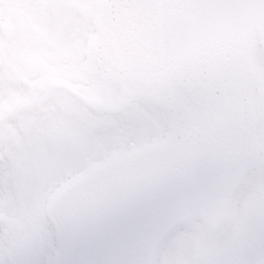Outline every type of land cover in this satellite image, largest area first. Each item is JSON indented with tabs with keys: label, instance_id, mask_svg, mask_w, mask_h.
<instances>
[{
	"label": "snow or ice",
	"instance_id": "snow-or-ice-1",
	"mask_svg": "<svg viewBox=\"0 0 264 264\" xmlns=\"http://www.w3.org/2000/svg\"><path fill=\"white\" fill-rule=\"evenodd\" d=\"M0 264H264V0H0Z\"/></svg>",
	"mask_w": 264,
	"mask_h": 264
}]
</instances>
